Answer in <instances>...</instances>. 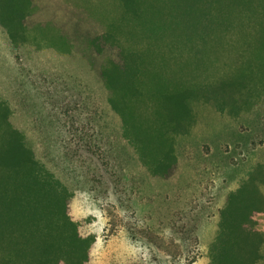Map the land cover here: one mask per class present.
<instances>
[{
    "label": "trees",
    "instance_id": "1",
    "mask_svg": "<svg viewBox=\"0 0 264 264\" xmlns=\"http://www.w3.org/2000/svg\"><path fill=\"white\" fill-rule=\"evenodd\" d=\"M73 1L97 23L72 27L100 60L107 104L156 177L172 174L176 141L190 133L201 106L236 113L264 95V0ZM35 12L33 0H0L11 47L42 40L69 49L70 36L52 24L28 26ZM9 117L0 100V264H88L95 236L72 218V192ZM255 176L249 172L220 210L210 264H259L264 193Z\"/></svg>",
    "mask_w": 264,
    "mask_h": 264
},
{
    "label": "rangeland",
    "instance_id": "2",
    "mask_svg": "<svg viewBox=\"0 0 264 264\" xmlns=\"http://www.w3.org/2000/svg\"><path fill=\"white\" fill-rule=\"evenodd\" d=\"M33 1L28 26L52 24L71 46L41 40L15 49L0 28V100L37 159L72 192V218L95 236L88 264H210L229 194L249 172L264 193V171L257 172L264 167V95L236 113L201 106L190 133L176 141L172 174L156 177L124 138L100 60L72 27L78 21L92 29L96 21L79 15L73 0ZM257 223L264 264V213Z\"/></svg>",
    "mask_w": 264,
    "mask_h": 264
}]
</instances>
